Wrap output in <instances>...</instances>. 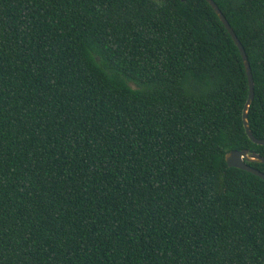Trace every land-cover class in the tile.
<instances>
[{
    "label": "trees",
    "instance_id": "trees-1",
    "mask_svg": "<svg viewBox=\"0 0 264 264\" xmlns=\"http://www.w3.org/2000/svg\"><path fill=\"white\" fill-rule=\"evenodd\" d=\"M215 1L264 138V0ZM248 96L207 0H0V264H264Z\"/></svg>",
    "mask_w": 264,
    "mask_h": 264
},
{
    "label": "water",
    "instance_id": "water-1",
    "mask_svg": "<svg viewBox=\"0 0 264 264\" xmlns=\"http://www.w3.org/2000/svg\"><path fill=\"white\" fill-rule=\"evenodd\" d=\"M207 1L214 8V10L216 11L218 16L220 17V19L224 23L225 27L227 28V30L231 34L232 38L234 39L235 43L237 44V46L240 50V53L242 55V58H243V61L245 64V68H246V72H247V76H248V80H249V96H248V99H247L245 106H244V109H243V122H244L246 132L249 135V137L252 139V141H254L255 143H258V144H264V138H258L253 134L251 127H250L249 119H248L249 107H250V104L252 103L254 95H255V81H254L252 67H251L247 52H246L242 42L240 41L239 37L237 36L234 28L231 26L230 22L228 21L227 17L223 13V11L220 9V7L216 3V1L215 0H207ZM225 158H226V161H227L229 166L237 167V168L252 172V173H254V174H256V175H258L264 179V171H261L257 167H254V166L249 164V162L264 163V156L259 154L258 152L250 151L249 149H240V150L233 149V150L228 151L225 154Z\"/></svg>",
    "mask_w": 264,
    "mask_h": 264
}]
</instances>
